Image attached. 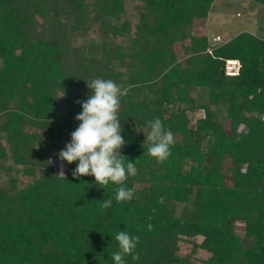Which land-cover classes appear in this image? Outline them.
I'll list each match as a JSON object with an SVG mask.
<instances>
[{"label": "trees", "instance_id": "trees-1", "mask_svg": "<svg viewBox=\"0 0 264 264\" xmlns=\"http://www.w3.org/2000/svg\"><path fill=\"white\" fill-rule=\"evenodd\" d=\"M138 1L130 23L122 19L125 0H0V264H113L119 230L139 237V260L128 256L126 264H192L178 255L181 241L208 254L203 264H264V39L191 37L215 0ZM95 24L98 46L71 48L68 34ZM124 36L128 53L115 42ZM176 42L184 61L172 51ZM225 60L240 62L237 76L224 74ZM95 78L127 88L121 154L138 169L125 182L130 202L116 201L111 182L100 188L94 177L74 178L78 162L67 164L66 179L47 164L45 139L66 134L70 142L79 90ZM62 89L67 112L59 108ZM196 110L202 116L192 127ZM154 118L174 134L163 163L147 155L139 133L148 134ZM22 175L30 181L19 186Z\"/></svg>", "mask_w": 264, "mask_h": 264}, {"label": "clouds", "instance_id": "clouds-1", "mask_svg": "<svg viewBox=\"0 0 264 264\" xmlns=\"http://www.w3.org/2000/svg\"><path fill=\"white\" fill-rule=\"evenodd\" d=\"M90 95L84 102L77 101L82 111L75 116L78 127L70 135V142L65 145L57 155L61 162L59 172L55 177L65 178L64 163L71 165L78 162L72 172L74 178L85 176L94 177L95 184L104 188L116 185L115 199L117 202H130L134 197L132 189L126 187L129 177H135L138 169L135 162L121 154V149L126 146L122 136L123 128L119 117L121 98L127 94V88L111 79L95 78L86 83ZM63 90V89H62ZM65 96L63 90L60 98ZM49 121V120H48ZM51 121H49V124ZM149 129L146 141L149 144L147 155L155 158L158 163H163L171 155L174 145V134L166 129L159 118L147 122ZM145 142V141H144ZM51 158L47 164H51ZM159 203L164 202V197L159 198ZM112 200L102 201V207H111ZM152 225H148V230ZM118 250L111 254L113 264H126V257L131 256L133 261L139 260L136 252L139 237L123 230L115 235Z\"/></svg>", "mask_w": 264, "mask_h": 264}, {"label": "rangeland", "instance_id": "rangeland-1", "mask_svg": "<svg viewBox=\"0 0 264 264\" xmlns=\"http://www.w3.org/2000/svg\"><path fill=\"white\" fill-rule=\"evenodd\" d=\"M140 5L138 0H125L124 3V16L123 20H128L130 23H137V13L134 8ZM52 17V14H50ZM85 27V25L83 26ZM190 36L198 39H202L203 37H207L208 39L214 37L215 35H219L222 41H227L230 38L237 36L240 33L248 32L258 38L264 39V5L256 4L251 0H215L211 6V10L206 19H197L193 22L190 27ZM84 31V30H83ZM50 32V30H49ZM48 33V32H47ZM102 37L99 29V25L95 24L89 30H86L82 33H69L68 34V42L71 45V48L76 50H86L89 46H98L101 42ZM115 42L122 46V52L128 53V45L129 38L117 37ZM190 44L189 41L186 42V45ZM113 49V47L111 48ZM172 51L178 56L180 61H184L187 57L185 53V47L180 42H176ZM117 63L116 61L114 62ZM1 66V61H0ZM117 67L118 64H116ZM124 70V67H121ZM120 69V67H119ZM87 85L84 83L79 92L81 95V100L84 102L87 99ZM199 92L197 91V95ZM61 97V94H60ZM60 103V110L62 112H67L68 108L65 106V101L62 98ZM202 116V112L196 110L194 114L190 115L191 125L196 119ZM219 120L223 121V114L219 115ZM227 127V124H225ZM24 132L27 134L31 133H39L37 130L26 127ZM140 135L145 137L147 135V129H140ZM47 137V136H46ZM67 137L66 134L63 135L61 139L55 140L53 142L50 137H47L46 143L44 145L45 149H47L48 158H51L53 161L51 165L60 168L61 162L58 158V153L64 149L65 145L68 144V140L65 139ZM39 143L36 145L38 146ZM0 162L2 160L0 159ZM7 166L12 167L13 169L17 168L22 169L21 165L13 166L11 160H7L5 162ZM231 163L225 162L223 163V167H229ZM67 168V163H64V171ZM19 186L28 183L30 179L25 175L19 176ZM6 177L3 172H0V186L5 183ZM182 206L174 207V211L176 214H179ZM235 228L240 236H242L241 226L239 224L235 225ZM197 243H200L201 239H196ZM178 255L181 257L188 256L192 264H203V262L207 259L208 254L200 249L192 250V246L186 241H181L179 243V251Z\"/></svg>", "mask_w": 264, "mask_h": 264}, {"label": "built area", "instance_id": "built-area-1", "mask_svg": "<svg viewBox=\"0 0 264 264\" xmlns=\"http://www.w3.org/2000/svg\"><path fill=\"white\" fill-rule=\"evenodd\" d=\"M213 43H221V37L216 35L212 38ZM207 53L211 54V50L209 49ZM240 70V62L238 60H225L224 65V74L228 77H234L239 74Z\"/></svg>", "mask_w": 264, "mask_h": 264}]
</instances>
